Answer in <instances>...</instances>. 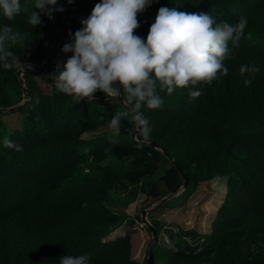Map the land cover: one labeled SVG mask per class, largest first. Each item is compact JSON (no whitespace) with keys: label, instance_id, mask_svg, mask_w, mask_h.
<instances>
[{"label":"trees","instance_id":"obj_1","mask_svg":"<svg viewBox=\"0 0 264 264\" xmlns=\"http://www.w3.org/2000/svg\"><path fill=\"white\" fill-rule=\"evenodd\" d=\"M99 2L56 0L51 18L41 13L34 28L28 19L36 11L35 0H21V11L11 21L0 13V29L10 26L21 37L8 44L18 66L5 70L0 65V109L22 102L20 65L46 68ZM173 6L208 13L216 23L235 24L241 16L248 23L239 42H229L234 59L224 61L227 76L171 95L158 86L162 107L141 109L152 128L147 141L140 133L132 139L136 126L130 119H122L119 135L108 127L116 112L127 110L115 99L77 102L39 75L40 69L23 71L28 101L12 111L22 115V124L7 137L23 151L5 148L0 138V264H59L65 255H87L89 264H145L147 249L143 261L137 260L140 213L182 179L160 150L140 142L156 143L188 177L185 190L148 216L184 206L206 182L226 178L209 231L194 233V244L171 248L161 239L163 225L150 221L157 233L154 262L264 264V0H154L137 14L140 26L134 34L146 40L158 10ZM253 63L258 73L241 74L242 65ZM197 89L202 95L192 98L190 91ZM96 132L101 133L86 137ZM76 173L79 179L63 186ZM171 200L175 203L168 205ZM143 229L148 248L150 233Z\"/></svg>","mask_w":264,"mask_h":264},{"label":"clouds","instance_id":"obj_2","mask_svg":"<svg viewBox=\"0 0 264 264\" xmlns=\"http://www.w3.org/2000/svg\"><path fill=\"white\" fill-rule=\"evenodd\" d=\"M153 2L100 0L90 16L81 21L82 28L72 35L71 42L61 49L63 53L73 55L63 67L58 63L50 77L61 93L74 97L77 102L93 100L97 91L111 99L126 94L123 102L127 110L116 112L108 127L119 135L122 119H130L145 141L149 140L152 128L141 109L162 107L158 86L171 95L175 89L195 88L199 83L210 85L220 76H227L224 61L234 59L230 55L229 42L237 44L248 23L245 16L235 24L216 23L208 13L179 11L180 6L161 7L144 40L134 34L140 26L137 14ZM55 4L56 0H35L33 9L36 11L31 10L29 24L33 28L39 25L41 13L51 18L50 6ZM20 11L21 0H0V13L6 19H15ZM20 39L10 26L0 29V65L3 69L12 70L18 66L19 57L8 44L15 45ZM20 66L25 69L24 65ZM259 71L254 63L240 67L241 74ZM244 83L250 84L251 80ZM201 95V89L190 91L192 98ZM3 144L5 148L23 151L7 137ZM59 264H89V257L65 255L59 259Z\"/></svg>","mask_w":264,"mask_h":264},{"label":"rangeland","instance_id":"obj_3","mask_svg":"<svg viewBox=\"0 0 264 264\" xmlns=\"http://www.w3.org/2000/svg\"><path fill=\"white\" fill-rule=\"evenodd\" d=\"M73 53L69 52L66 54L56 55L49 60L46 68L43 64L38 66H32L28 64L25 66V69L21 70H30L37 71L41 70L42 75L46 77H51L56 70V65L59 63L61 67L70 58ZM68 56V57H67ZM31 66V67H30ZM20 104V103H19ZM22 124V115L18 112H10L8 114H3L0 116V138L8 137V134L15 130L20 129ZM101 132H96L86 137H95ZM79 179V174H75L70 177L63 183V186L77 181ZM226 185V178L221 177L213 181L206 182L203 187H200L184 206L178 207L176 209H165L163 211H157L150 216L147 215V220L158 221L163 225L162 232L160 233L161 239L164 243L171 248L174 247L175 243H178L180 247L186 243L194 244L193 234L207 233L209 231V225L214 217L215 208L219 205L224 196ZM175 203V200H171L168 205ZM113 210V209H112ZM118 214L124 212V209H114ZM142 232V241L139 245L142 246V250L147 249L149 236L146 231L143 229L144 226H139ZM166 227V228H165ZM145 228V227H144ZM162 241V240H161ZM160 241V242H161ZM154 264H166L165 259L157 258Z\"/></svg>","mask_w":264,"mask_h":264},{"label":"water","instance_id":"obj_4","mask_svg":"<svg viewBox=\"0 0 264 264\" xmlns=\"http://www.w3.org/2000/svg\"><path fill=\"white\" fill-rule=\"evenodd\" d=\"M22 74H23L22 70H19L17 72L18 83L21 86V91H22V97H23L22 102L20 104L16 105V106H14V107H11V108L0 109L1 113H10V112L14 111L15 109H17L18 107H20L21 105L25 104L28 101V99L26 97L27 90H26V87L23 84L22 79H21ZM39 75H42V74H39ZM46 78H47L48 81H50V82L55 84L53 79H51L50 77H46ZM107 99H109V98L106 97V96H102V97H99V98H94L93 100H107ZM115 100L118 103H120L121 105H123V106H125L127 108V106L123 102L124 100H123L122 97L121 98L118 97ZM139 133L140 132H139L138 128L136 127L135 130L132 133V139L135 140L136 135L139 134ZM140 144L152 146L155 149L160 150L162 155L174 165V167L176 168V170L178 171V173H179V175L181 176V179H182V182L180 184H178L171 191V193L168 196L163 197L157 204L153 205L149 209L142 210L141 213H140L141 223L143 224V226L145 228H147L149 230V233H150V243H149V246L147 248V257H146L145 264H154V255L152 253V248H153L154 243L156 242L157 233H156V230L152 227V225L148 222L147 215L149 214V212L152 209L157 208L160 205L166 203L170 199H172V198L176 197L177 195H179L181 193V191L185 190L187 188V186H188V177L185 174V172L178 166V164L173 160L172 156L169 155L166 151L162 150L156 143H154V142H140Z\"/></svg>","mask_w":264,"mask_h":264},{"label":"crops","instance_id":"obj_5","mask_svg":"<svg viewBox=\"0 0 264 264\" xmlns=\"http://www.w3.org/2000/svg\"><path fill=\"white\" fill-rule=\"evenodd\" d=\"M114 209H121V208H114ZM124 212H125V209H124ZM142 248H143V243H142V246L139 249L140 253L137 255V260H138L139 263H141L143 261V258L145 257V253H146L145 252L146 249L143 251Z\"/></svg>","mask_w":264,"mask_h":264},{"label":"built area","instance_id":"obj_6","mask_svg":"<svg viewBox=\"0 0 264 264\" xmlns=\"http://www.w3.org/2000/svg\"><path fill=\"white\" fill-rule=\"evenodd\" d=\"M25 66H26V65H25ZM32 66H33V65H32ZM139 225H140L141 227L143 226V224H142V223H140Z\"/></svg>","mask_w":264,"mask_h":264},{"label":"bare ground","instance_id":"obj_7","mask_svg":"<svg viewBox=\"0 0 264 264\" xmlns=\"http://www.w3.org/2000/svg\"><path fill=\"white\" fill-rule=\"evenodd\" d=\"M31 65V64H30ZM31 67V66H30Z\"/></svg>","mask_w":264,"mask_h":264}]
</instances>
